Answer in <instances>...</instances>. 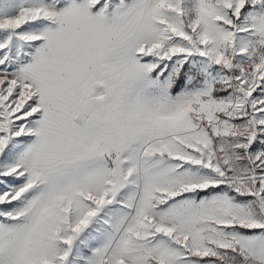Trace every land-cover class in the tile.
<instances>
[{"label": "snow or ice", "instance_id": "6c2138e0", "mask_svg": "<svg viewBox=\"0 0 264 264\" xmlns=\"http://www.w3.org/2000/svg\"><path fill=\"white\" fill-rule=\"evenodd\" d=\"M0 264H264V0H0Z\"/></svg>", "mask_w": 264, "mask_h": 264}]
</instances>
